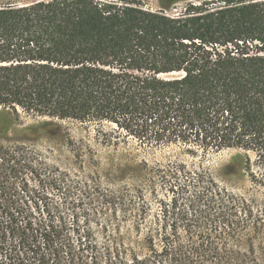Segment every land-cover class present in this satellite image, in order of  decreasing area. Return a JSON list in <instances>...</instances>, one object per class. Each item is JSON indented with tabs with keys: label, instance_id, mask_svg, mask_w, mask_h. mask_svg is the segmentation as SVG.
Returning <instances> with one entry per match:
<instances>
[{
	"label": "trees",
	"instance_id": "obj_1",
	"mask_svg": "<svg viewBox=\"0 0 264 264\" xmlns=\"http://www.w3.org/2000/svg\"><path fill=\"white\" fill-rule=\"evenodd\" d=\"M158 4L0 0V113L44 118L21 141L0 142V264H259L251 242H228L258 226L252 200L220 186L205 161L239 149L240 165L222 171L264 188V0ZM57 121L95 125L98 144L132 145L141 159L112 165L129 171L113 186L94 170L51 166L27 141L54 134ZM69 144L85 170L94 148ZM156 153L164 162L150 164ZM27 173L59 192L62 208L40 198V219H20L27 203L14 194ZM156 185L171 195L154 215L145 192ZM84 197L97 206L80 219Z\"/></svg>",
	"mask_w": 264,
	"mask_h": 264
},
{
	"label": "rangeland",
	"instance_id": "obj_2",
	"mask_svg": "<svg viewBox=\"0 0 264 264\" xmlns=\"http://www.w3.org/2000/svg\"><path fill=\"white\" fill-rule=\"evenodd\" d=\"M21 2L28 0H20ZM146 8L157 10L159 9L158 0H141ZM184 2H179L175 5V9L172 12L177 11ZM44 118H31L23 116L20 120H17L15 116L7 113H0V127H4L7 130L6 136L0 138V142L3 143H13L16 141H21L23 134L21 130L25 126L37 124L41 122ZM59 124V130L54 134L44 133L38 137L27 141L28 145L36 150L38 155L46 161L51 166L57 167L59 169L69 170L70 172L77 171V174L84 175L88 171H97L101 182L105 186L118 185L121 181L127 180L129 176V171L120 172L118 169L112 167L116 164H133L141 159V156L136 155L134 146L124 148L123 146L117 151L112 148H107L102 146L95 141V133L97 127L92 124H79L69 121H57ZM69 137L74 140V142H79L82 140H87L90 142L94 151L90 154L87 153L85 157L82 158L85 170L82 166L80 167L81 159L75 157L71 146L69 144ZM243 151L239 149H224L215 154L210 155L205 161V166H207L212 173L215 180L222 187H226L229 191L236 193L241 197H246L252 201L254 211L258 213L260 220L258 226L252 229L251 225L244 230L240 229L237 231L236 238L229 239L228 242L232 247H239L244 249L247 247L249 242L252 243L254 252L259 264H264V188L255 187L250 183L248 177L244 174L237 172H230L225 174L222 171V167L231 163L232 166H239L242 161ZM150 164L156 161L164 162V157L160 153L156 155L145 156ZM235 169V168H234ZM23 179V180H22ZM26 186L27 192H19L18 186ZM146 199L149 204V208L154 215L160 212V199H167L171 193H166L165 187H160L156 185L154 190L151 187L146 186ZM14 198L17 201H25L27 203L23 208L19 210L20 219L23 217H29L33 221H38L40 219L38 213V203L41 201L52 202L53 204L59 205L62 208L64 203L63 196L57 191H46L42 180L35 174L27 173L24 177L17 176V193L14 194ZM77 200V199H76ZM167 201V200H164ZM97 206L96 202H90L84 197L82 203L76 202V211H80V219H84L85 213H90ZM73 210V208H71ZM65 210L69 214L72 210ZM91 215V214H90ZM101 220L102 217H99ZM95 232L98 231V226L93 225ZM3 250L1 254H5Z\"/></svg>",
	"mask_w": 264,
	"mask_h": 264
}]
</instances>
